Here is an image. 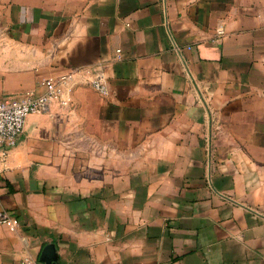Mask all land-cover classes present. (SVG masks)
<instances>
[{
    "label": "crops",
    "instance_id": "1",
    "mask_svg": "<svg viewBox=\"0 0 264 264\" xmlns=\"http://www.w3.org/2000/svg\"><path fill=\"white\" fill-rule=\"evenodd\" d=\"M71 73L0 149V264H264V0H0V101Z\"/></svg>",
    "mask_w": 264,
    "mask_h": 264
},
{
    "label": "built area",
    "instance_id": "2",
    "mask_svg": "<svg viewBox=\"0 0 264 264\" xmlns=\"http://www.w3.org/2000/svg\"><path fill=\"white\" fill-rule=\"evenodd\" d=\"M118 58L121 57L118 51ZM74 75L66 74L59 78L46 79L42 85V95L27 92L21 98L0 101V149L6 151L16 147L25 133L27 119L32 115L45 113L54 102L67 106L70 103L71 84ZM93 89L102 97L109 95L104 77L98 76L92 82ZM3 224H17V219L7 213L0 214Z\"/></svg>",
    "mask_w": 264,
    "mask_h": 264
},
{
    "label": "water",
    "instance_id": "3",
    "mask_svg": "<svg viewBox=\"0 0 264 264\" xmlns=\"http://www.w3.org/2000/svg\"><path fill=\"white\" fill-rule=\"evenodd\" d=\"M42 260L45 261L46 264H56L57 257L54 246H49L44 250Z\"/></svg>",
    "mask_w": 264,
    "mask_h": 264
}]
</instances>
